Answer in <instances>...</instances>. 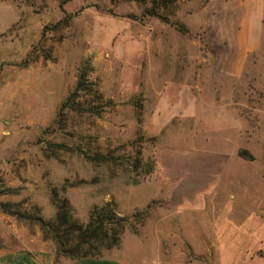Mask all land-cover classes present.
I'll return each instance as SVG.
<instances>
[{
  "label": "rangeland",
  "instance_id": "374dc122",
  "mask_svg": "<svg viewBox=\"0 0 264 264\" xmlns=\"http://www.w3.org/2000/svg\"><path fill=\"white\" fill-rule=\"evenodd\" d=\"M0 26V253L264 264V0H0Z\"/></svg>",
  "mask_w": 264,
  "mask_h": 264
},
{
  "label": "trees",
  "instance_id": "16d2710c",
  "mask_svg": "<svg viewBox=\"0 0 264 264\" xmlns=\"http://www.w3.org/2000/svg\"><path fill=\"white\" fill-rule=\"evenodd\" d=\"M61 211V212H60ZM58 213V217H59V224H65L66 227H67V230L68 232L66 231V235L69 233V232H77L79 234V238H83L86 236V234H88L89 232H91L90 236H94V234L96 233H101L102 234V237H104L105 239L107 238V241H108V244H116L117 242V235H118V229L115 228V226H118L115 222H112V221H108L106 224L107 225V228H106V231H101L103 225L101 223H98V220L96 221V218L93 219V221H89L85 226H79V225H76L75 223H70L68 222L67 220V215L65 213V210L64 208L61 209ZM93 223L95 225H93ZM99 228V229H98ZM108 232V233H107ZM108 236V237H107ZM85 244H88L87 241H85ZM57 245L58 246H61L60 245V242L57 241ZM60 248V247H59ZM74 248V251H69V249H59L63 254L66 253L68 254L69 256H73V252H79V249H78V245H74L73 246ZM84 255H81V257H83Z\"/></svg>",
  "mask_w": 264,
  "mask_h": 264
},
{
  "label": "crops",
  "instance_id": "0c3cea01",
  "mask_svg": "<svg viewBox=\"0 0 264 264\" xmlns=\"http://www.w3.org/2000/svg\"><path fill=\"white\" fill-rule=\"evenodd\" d=\"M3 27L0 26V32ZM0 264H53V259L48 254H29L25 251H11L0 253ZM66 264H116L110 260H99L91 258H81L69 260Z\"/></svg>",
  "mask_w": 264,
  "mask_h": 264
}]
</instances>
